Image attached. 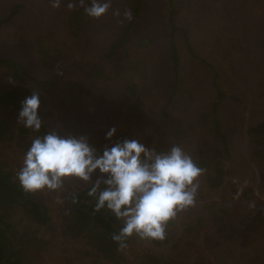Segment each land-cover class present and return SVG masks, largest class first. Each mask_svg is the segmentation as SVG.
Wrapping results in <instances>:
<instances>
[{"label": "rangeland", "instance_id": "1", "mask_svg": "<svg viewBox=\"0 0 264 264\" xmlns=\"http://www.w3.org/2000/svg\"><path fill=\"white\" fill-rule=\"evenodd\" d=\"M145 1L144 13H160L168 18L175 13L176 24L181 27L174 34V52L180 63L185 64L179 74L182 81L190 82L187 87L191 92L197 88L192 101L187 92L179 95L180 100L174 106L181 113L178 114L196 121L199 116L192 114V105L202 104V96L210 102L208 95L213 87L224 93L221 120L225 140H213L209 146L210 167L221 168L224 175L213 187L203 174L200 176L194 206L178 213L174 224L169 226L174 241L158 246L155 241L140 240L143 245L128 248L125 252L128 259L122 264H264V222L253 231L250 227H239L230 238L216 231V212L212 207L232 202L248 208L264 202V140L256 143L246 130L252 122L264 118V64L257 58L264 52V0ZM67 3L68 0H62L59 7L53 8L49 0H0V58L13 59L25 68L26 85L42 97L43 122L49 130L57 129L62 135L86 134L98 151L124 138L139 139L142 143L149 138L155 144V139L164 132L156 131L154 112L172 88L167 79L158 78L156 71L157 57L163 53V37L153 46V59L146 72H142L134 68L133 53L122 63L104 56L128 23L123 16L125 0H112L99 19L88 17L75 36H71L64 22L70 10ZM72 3L77 5L79 0ZM114 10L121 15L114 16ZM159 20L156 27L167 28L170 33L167 20ZM47 43L53 46L40 54L43 46L39 44ZM191 45L197 55L189 51ZM248 45L256 59L245 62ZM54 46L58 49H53ZM205 61L214 68H205ZM12 78L0 65V92L15 84ZM48 79L56 84L46 88L35 83ZM132 82L140 86L137 94L126 90V85ZM87 91H91L88 97ZM138 95L145 99L141 110H135ZM157 95L161 97L159 101L155 99ZM73 100L78 104H72ZM89 101L92 104L84 107V112L78 110ZM17 113L8 115L16 118ZM113 126L117 129L115 138L106 140L105 132ZM207 134L201 132L205 138ZM202 136L165 140L172 139L191 155L193 148L202 144ZM23 156L24 151L17 146L0 143V158L9 166L19 169ZM76 180L79 179L73 178ZM57 193L60 191L46 195L52 216L60 224L64 207ZM57 236L42 255L33 253L30 264H101V260L94 263L83 256L84 241L70 239L63 233Z\"/></svg>", "mask_w": 264, "mask_h": 264}, {"label": "trees", "instance_id": "2", "mask_svg": "<svg viewBox=\"0 0 264 264\" xmlns=\"http://www.w3.org/2000/svg\"><path fill=\"white\" fill-rule=\"evenodd\" d=\"M88 3H90V0H85V4ZM125 3V9L131 11L132 19L128 20L120 37L115 42H112L108 53L104 54V56L109 60L116 59L118 63H122L123 60H126L133 53L135 57L133 58L135 62L134 68L146 72L147 65L153 59V46L159 44L161 42L160 38L163 37V53L157 57L159 61L156 63V71L158 78L160 80L167 79L172 87L170 93L164 96L165 102L158 104V110L154 112L156 116L153 120L154 127L156 131L163 129L162 132L164 133H161L162 135L160 134L155 139V144H152L149 138L145 139L144 144L157 151H164L171 145L176 144L172 139L165 140V138L173 137L178 139L185 136L188 139L190 135L202 136V131L208 132L206 138L204 136L201 137L202 144L193 148L191 156L205 170L203 175L211 186H217L221 182L224 172L221 168L210 167L211 164L209 163H211L212 158L209 153L212 149L209 146L213 140L220 142L225 140V132L222 129L221 120V108L223 106L221 99L224 93L219 88L215 89L213 87L208 95L210 102L206 101V98L202 96V104L192 105V114L199 116L196 121L187 119L183 114L179 115L181 113L174 108L177 101L180 100L179 95L187 92L188 97L191 98L189 100L192 101L195 98L197 87L194 92H191L187 87L190 82L182 81L179 74V70L185 64L180 63L179 56L174 52V34L181 30V27L176 24L175 13H170L169 18L160 13L150 15L148 12L147 15L144 13L147 8L145 0H125ZM88 17L84 12V6L80 3L75 4L73 8L67 11L64 22L71 36L79 35V30L83 28ZM160 18L161 21L167 20L166 25L171 27L170 33L167 32V28L164 30L161 28L160 31L156 27L155 23L160 22ZM39 46H43L41 51H39ZM39 46L38 51L42 54L50 50L53 45L47 43L46 45L39 44ZM246 47L248 54L244 59L245 62L249 59H256L252 55L254 50H250V45ZM53 49L57 50L58 48L54 46ZM169 50H172L173 53H170ZM189 51L191 54L197 55L192 45ZM197 58L195 57V60L202 61V59ZM257 58H260L264 64V52L262 56H257ZM45 62H49V57ZM0 65L5 68V72L10 77H13V81L16 80L15 84L10 86L7 91L0 92V143H5L8 147L17 146L18 149L23 150L25 153L32 138L50 130L45 122H43L38 133H34L31 129H26L16 123V118L12 115L16 114L20 109L21 101L36 90L26 85L27 71L20 63L10 58H0ZM118 67L122 68L121 65ZM204 67L214 68L208 61H205ZM203 70L209 71L204 68ZM243 74L245 75V73ZM144 75L147 77V74ZM35 83L46 88L49 85L56 84L54 80L50 79L35 80ZM213 84L215 86L216 83L213 82ZM162 86H165V84H161V89L163 88ZM139 89L140 86L136 82L126 85V90L129 94H137ZM90 92L87 91L86 97L90 95ZM146 94L149 97V93L146 92ZM204 94L206 92L203 91ZM41 98L40 101L42 103ZM160 98L159 95L155 97L157 101ZM136 100L135 110H141L140 107L145 104V99L143 96L138 95ZM41 103L38 113L43 121ZM72 104L78 103L73 100ZM90 104H92L91 101L86 106L78 107V110L84 112V107L87 108ZM206 104L207 109L205 108ZM183 111L185 112V110ZM9 112L12 113L11 116L8 115ZM246 130L256 143L261 142L264 140V118L252 122ZM113 138L115 137L113 136ZM17 171V167L9 166L6 161L0 158V264H30L33 253H43L49 248L51 243L56 241L59 233L67 234L73 240L84 241L86 246L82 250L83 256L86 255L94 263L101 260V264H104L103 260H106L105 264H122L127 261L126 258L128 259L125 254L128 248L135 249L136 246L141 247L143 245L138 237H130L127 241V247L118 250L116 242L111 239V235L119 230L121 222L117 221L111 212L106 209L93 210L95 199L87 195L90 182L73 181V178H68L65 180L66 184L61 190L26 193L21 189L16 178ZM94 179L95 175L93 176ZM56 191H60V194L57 193V195L64 207L62 210L64 219L60 224H56L52 216L51 206L47 202V195ZM73 196L76 197L75 202H73ZM212 207L216 212V231L222 235L226 234L230 238L232 233L238 230L239 227H242V229L250 227L253 231L264 222V202L261 201L248 208L243 205H235L232 202H225L219 206L214 205ZM198 220L199 225L204 224L201 216L198 217ZM172 224H174V221L170 220L164 240L152 241H155L158 246L174 241L175 238L170 234L171 230L169 228ZM140 264L142 263L140 262Z\"/></svg>", "mask_w": 264, "mask_h": 264}, {"label": "clouds", "instance_id": "3", "mask_svg": "<svg viewBox=\"0 0 264 264\" xmlns=\"http://www.w3.org/2000/svg\"><path fill=\"white\" fill-rule=\"evenodd\" d=\"M62 0H49L53 8ZM112 0H79L87 16L99 19ZM69 9L74 4L69 0ZM120 16L119 10L113 11ZM124 18L131 20L125 9ZM40 93L33 91L21 101L16 123L38 133L43 121L38 113ZM115 126L105 132L111 140ZM196 161L180 145L157 151L139 139L124 138L98 151L86 134L62 135L51 129L36 135L24 153L16 172L21 189L26 193L61 190L68 178L90 182L87 195L95 199L94 211L106 209L121 222L111 235L118 250L127 247L130 237L159 240L166 237L170 220L194 206L204 173ZM95 179L93 180V176ZM73 202L76 197L73 196Z\"/></svg>", "mask_w": 264, "mask_h": 264}]
</instances>
